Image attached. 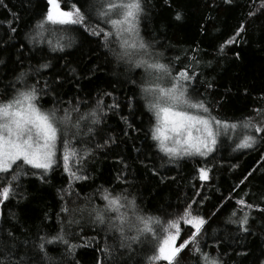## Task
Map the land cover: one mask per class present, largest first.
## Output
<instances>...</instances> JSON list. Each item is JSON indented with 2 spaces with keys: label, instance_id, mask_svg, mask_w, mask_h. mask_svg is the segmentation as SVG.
Segmentation results:
<instances>
[{
  "label": "trees",
  "instance_id": "1",
  "mask_svg": "<svg viewBox=\"0 0 264 264\" xmlns=\"http://www.w3.org/2000/svg\"><path fill=\"white\" fill-rule=\"evenodd\" d=\"M4 3L7 8L0 6V39L10 34L7 24L13 13L19 15L20 23L15 24L14 38L6 39L0 46V60L4 61L0 64V99L10 91L14 73L28 72L29 82H32L39 64L50 62L51 67L42 75L49 82L57 76L61 78L63 100H87L88 105H82L84 110L103 90L112 92L120 103L118 113L110 112L91 140L92 147L109 137L115 142L95 149L85 163L84 172L91 177L89 180L72 182L69 188V178L60 168L47 177V183L28 176L21 180L17 196L0 205V228L14 233L17 250L31 247L30 242L38 232L47 233L59 227L58 216L62 215L60 209L64 203L60 197L65 191H72L73 195L65 199L75 201L76 205L102 208L104 202L98 189L128 188L147 213L161 218L167 213H178L195 200L193 210L207 219L202 245H208L210 253L219 252L223 264H261L264 261V220L253 213L257 218L250 235L240 233L229 220L237 207V199L244 198L248 202L264 199V145L256 150H234L240 136L238 130L235 137L222 141L207 161L197 157L169 162L150 138L151 114L143 108L138 89L131 83L139 81L140 69L118 64L102 46L101 39L89 35L80 26H72L77 30L68 32L73 43L63 52H51L46 46L33 48L26 36L44 12L45 0H4ZM59 3L62 10L72 11L83 5L90 15H95L91 7L95 0H59ZM211 3L212 0H170L169 7L163 0H146L148 14L141 20V35L145 40L156 42L165 59L179 54L181 59L174 61L175 69H182L187 63L183 56L186 51L199 46L203 52L200 53L201 64L195 68L200 73L195 87L201 98L211 103L214 116L232 122L243 121L255 115L253 109L264 107V21L255 17L248 20L244 39L228 46L226 55L218 56L219 46L245 21L250 0H237L232 6L215 0V6L209 9ZM259 3L260 0H256L252 6ZM177 10L183 14L181 21L174 19ZM209 15L214 18V26L207 22ZM101 26L107 28L103 23ZM70 67L77 69L79 80L68 74ZM93 68L95 75L83 78ZM209 82L212 88L207 87ZM134 93L136 98L129 110L126 105ZM105 99L106 103L111 102V97ZM51 100V96H45L41 103L50 107ZM121 117H127V124ZM205 165L212 169L211 179L201 182L197 169ZM250 171L252 175L241 183ZM118 177L127 183H121ZM205 196L208 199L201 204ZM77 219L80 224L71 226V231L77 233L74 242L91 244L89 248L77 250L80 264H95L97 258L105 259L100 249L105 243H112L106 231L102 226L93 225L86 213L84 218L78 216ZM187 234L188 228L184 227L182 238ZM126 258L129 264H137L144 259V252H134ZM194 261L195 257L185 256L181 264H194ZM66 264H72L71 259L66 258Z\"/></svg>",
  "mask_w": 264,
  "mask_h": 264
},
{
  "label": "snow or ice",
  "instance_id": "2",
  "mask_svg": "<svg viewBox=\"0 0 264 264\" xmlns=\"http://www.w3.org/2000/svg\"><path fill=\"white\" fill-rule=\"evenodd\" d=\"M163 2L171 7L170 0ZM222 3L232 6L237 0H222ZM255 4L256 0H250L245 21L219 46L218 56L226 55L228 46L244 39L248 20L255 17L264 21V0L253 7ZM0 6L7 8L4 0H0ZM214 6L215 0H212L208 8ZM91 7L94 16L84 10L83 5L67 11L62 10L59 0H45L44 12L27 33L28 43L33 48L46 46L51 52H63L73 43L68 32L77 30L72 26H80L89 35L99 37L102 46L118 64L140 69L139 81L132 80L131 83L138 89L143 108L151 114L150 138L169 162L197 157L207 161L217 152L222 141L235 137L238 130L240 136L234 150H256L264 145V107L253 109L255 115L243 121L232 122L214 116L211 103L201 98L195 87L200 76L195 68L201 64L200 53L203 52L199 46L189 50L191 55L186 51L183 56L187 63L182 69H175L174 61L181 59L179 54L173 59H165L156 42L145 40L140 25L148 14L146 0H95ZM174 19L181 21L183 14L177 10ZM206 19L210 26H214L212 16ZM18 23L20 17L13 13L7 24L10 34L6 39L14 38L17 32L15 24ZM6 39H0V46L6 43ZM236 56L239 59L238 53ZM3 62L0 60V64ZM50 67V62L39 64L32 82H29L30 73H14L10 91L0 99V205L17 196L21 180L28 176L47 183V177L60 168L69 178V188L72 182L89 180L91 177L84 172L85 163L95 149L115 142L109 137L103 143L91 146L103 119L120 109V103L112 92H98L94 103L82 110V105H88L87 100L74 98L73 102L60 97L64 84L59 76L51 82L44 78L42 73ZM68 74L76 80L81 78L75 68L70 67ZM92 75H95L94 68L89 69L83 78ZM207 87L212 88L213 85L209 82ZM45 96L52 97L50 107L41 103ZM108 97H111V102L106 103L105 98ZM135 98V93L129 98L126 105L129 110L133 108ZM121 119L127 124V117ZM124 167L127 168V164ZM211 171L207 165L199 167L198 179L208 182ZM252 171L241 183L252 175ZM117 179L127 183L120 177ZM98 191L104 202L102 208L76 205L75 201L65 199L73 195L72 191H65L60 197L64 203L60 209L62 215L58 216L59 227L47 233L38 232L35 240L30 242L31 247L18 251L14 233L0 228V264H66V258L71 259L72 264H80L77 250L89 248L91 244L74 242L77 233L71 231V226L79 225L77 217L82 219L85 213L91 223L102 226L112 240L111 244L105 243L100 249L107 264H129L126 257L139 251L144 252V259L137 264H181L185 256L195 257L194 264H223L219 252L212 254L207 250L208 245H202L207 219L193 210L195 200L178 213H167L161 218L147 213L128 188L101 187ZM205 199L208 197H203L201 204ZM235 204L237 207L231 213L235 219L230 218L229 222L235 224L240 233L253 234L257 218L253 213L264 220V199L248 202L239 198ZM184 227L188 228V234L182 238ZM105 259L97 258L95 264H105Z\"/></svg>",
  "mask_w": 264,
  "mask_h": 264
}]
</instances>
